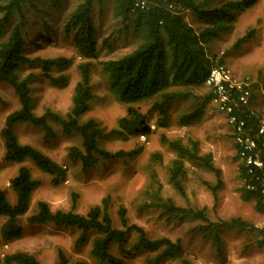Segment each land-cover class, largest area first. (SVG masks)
Segmentation results:
<instances>
[{
	"label": "trees",
	"instance_id": "1",
	"mask_svg": "<svg viewBox=\"0 0 264 264\" xmlns=\"http://www.w3.org/2000/svg\"><path fill=\"white\" fill-rule=\"evenodd\" d=\"M65 0H47V8L43 0H0V33L7 28V34L0 41V82L7 83L15 93L19 107L8 113L0 129L4 145L3 160L6 162L32 161L40 170L51 176L53 184L65 179L66 169L48 156L29 144H21L13 131L15 123H30L43 130V138H53L55 132L51 123L60 127L64 133L75 132L80 136V147H70L67 156L80 164L83 172H88L100 158L114 159L132 157L138 150L108 152L98 147V139L103 135L99 123L89 118L80 123L79 117L88 110L91 100L92 86L90 69L92 61L98 56L97 35H101V44L112 50L117 39L129 37L132 47L121 54L100 61L101 67L108 78L109 90L126 104L125 114L117 120L116 128L110 133L119 137H146L155 128H166L170 113L168 105L180 98L192 94V88L204 85V79L211 67L215 65L206 54L205 45L217 32L226 29L237 14L251 7L255 0L224 1L219 6H209L208 0H146V7H135V0H77L69 10L61 30L72 33V43L80 58L78 64L79 80L75 83L69 110L60 115L46 109L42 115H35L31 105L30 84L35 74L29 72L21 75L24 65L39 67L42 76L54 86L65 85L67 76H53V69H63L71 64L65 57L30 58L24 54L27 41L26 30L31 23H38L50 29L46 17L51 13L50 7L57 8ZM169 5L171 7L169 8ZM45 7V8H44ZM95 10L98 11L99 23L94 21ZM191 10L204 27L197 31L187 23L184 12ZM108 12L111 18L110 31L105 34V22L102 16ZM228 23L227 25H225ZM99 35V36H100ZM128 39V38H127ZM222 63L219 61L217 64ZM207 98L210 92L207 91ZM252 95L250 96V101ZM152 100L149 111L158 116L153 124L138 106L139 103ZM199 108L183 114L180 123L187 125L199 118ZM236 115L244 121L243 134L255 141V148L250 151L252 157H258L261 166L246 165L240 157V147L234 142L235 158L239 160L237 173L241 181L240 197L253 200L255 209L264 213V201L261 190L264 185V157L261 152L262 135L257 134L260 117L246 107H238ZM234 137L232 133V138ZM160 141L175 152V157L168 166V181L171 187L186 198L183 177L188 167L211 172L215 184L204 182L216 197L217 190L222 186L221 169L212 161L210 153H201L195 139H170L160 136ZM151 158L161 162L158 152ZM251 169V170H250ZM250 170V171H249ZM38 181L31 177L27 167H20L18 173L11 178L9 186L15 193V202L11 204L6 194L0 189V242L20 237L22 226L19 217L26 213L33 190ZM148 201L142 203V209L156 208L166 219L199 220L201 224L195 229L202 236L211 238L220 252V232L228 229L244 230L248 223L240 218L208 221L204 208L191 205L178 206L169 197L160 195V184L154 171L150 172V185L145 191ZM110 198L105 197L100 204L91 207L85 214L74 212L75 200L69 210H51L45 201H38L36 211L27 217L28 224L50 223L56 227L79 230L76 245L86 244L91 237L89 255L102 264H123V258H131L136 254H144L141 264H164L166 261L175 264H193L185 255L179 239L171 240L165 236L150 237L139 225L130 223L126 209L120 205L116 211L120 227L113 225L109 214ZM264 240V231L259 230ZM115 247L123 258L116 257L111 248ZM4 264H40L30 253L18 251L0 256ZM58 264H87L79 260L70 262L63 250L57 251Z\"/></svg>",
	"mask_w": 264,
	"mask_h": 264
},
{
	"label": "rangeland",
	"instance_id": "2",
	"mask_svg": "<svg viewBox=\"0 0 264 264\" xmlns=\"http://www.w3.org/2000/svg\"><path fill=\"white\" fill-rule=\"evenodd\" d=\"M77 0H65L60 7H50L46 17L51 30L38 23H31L26 30L24 54L30 58L65 57L71 64L63 69H53L51 74L67 76L65 85L54 86L47 81L39 67L24 65L21 72L25 76L29 72L35 74L31 82L32 111L39 116L46 109L64 115L71 106V96L75 83L79 80L78 64L84 62L79 57L73 43L72 33L66 34L61 26ZM197 2L203 0H196ZM224 1L208 0L209 6H219ZM47 6V0H43ZM45 8V7H44ZM185 20L197 31L204 24L191 11L184 12ZM105 22L103 32L110 31L111 18L106 11L102 16ZM95 23H99L98 11L94 13ZM226 23L225 25H227ZM7 28L0 33V41L7 34ZM97 35L98 56L92 61L90 83L93 96L88 110L79 117L83 123L89 118L95 119L102 128L103 135L98 139V147L108 152L119 150H138L132 157L98 160L88 172L81 170L80 164L71 161L67 156L70 147H80V136L75 133H64L59 126L51 123L55 132L53 138L44 139L43 130L30 123H15L13 131L21 144H29L63 166L64 181L53 184L51 176L40 170L32 161L6 162L3 160L4 145L0 136V189L4 191L8 201L15 202V193L9 181L20 167H27L31 177L38 181L33 190L26 213L19 217L22 226L20 237L0 242V256L24 251L33 255L40 264H58L57 251L63 250L70 262L79 260L87 264H102L89 255L91 237L86 244L76 245L79 230L56 227L53 224H28L27 217L36 211L38 201H45L51 210H69L75 200L74 212L85 214L94 205L100 204L105 197L110 198L109 214L113 225L120 227L116 211L120 205L126 209L130 223L141 226L148 236H165L171 240L179 239L186 257L193 264H264V240L259 230L264 231V213L255 209L253 200L240 197L241 181L237 173L239 160L235 158V146L231 127L225 114L218 111L207 98L205 85L192 88V94L180 98L168 105L170 113L166 128H155L145 141L139 137H119L110 133L116 128L117 120L125 114L126 104L122 103L114 92L109 90L108 78L100 61L114 58L129 50L132 40L129 37L117 39L112 50L101 44V35ZM206 54L214 63L219 61L226 65L239 77H249L252 99L248 109L264 120V0H255L254 4L240 11L235 20L226 29L217 32L205 45ZM152 100L138 104L153 124L158 114L149 111ZM19 102L12 88L0 82V129L5 116L18 109ZM201 110L199 118L187 125L180 123V117L195 109ZM167 138L195 139L201 153H210L213 163L221 169L222 186L216 197L204 182L215 184L214 175L189 166L183 177L186 198H182L168 181V166L175 157V152L160 141V136ZM158 152L161 162L151 158ZM154 171L160 184V195L171 198L178 206L191 205L204 208L206 217L211 223L230 218H240L248 223L244 230L228 229L220 232V252L211 238L202 236L195 227L207 224L199 220L166 219L156 208L142 209V203L148 201L145 191L150 185V172ZM3 219H0V225ZM112 253L119 258L122 254L115 248ZM144 254L139 253L131 258H123V264H141ZM166 261L164 264H175ZM0 264H4L1 262Z\"/></svg>",
	"mask_w": 264,
	"mask_h": 264
},
{
	"label": "built area",
	"instance_id": "3",
	"mask_svg": "<svg viewBox=\"0 0 264 264\" xmlns=\"http://www.w3.org/2000/svg\"><path fill=\"white\" fill-rule=\"evenodd\" d=\"M134 5L143 9L146 7V0H135ZM170 7L171 5H169ZM250 84L249 77L236 76L230 68L222 63L213 65L204 79V85L210 92V102L218 111L225 114L234 135L233 140L241 148L240 157L245 160L246 165L260 167L261 161L259 158L256 156L252 157L250 154V151L255 148V141L249 135L243 134L244 121L236 115L238 107H246L250 103ZM150 127L154 129L153 125ZM257 134L262 135L260 145L262 156L264 157V120L262 119H260ZM138 137L141 141L146 140L144 135ZM261 193L264 201V185Z\"/></svg>",
	"mask_w": 264,
	"mask_h": 264
}]
</instances>
